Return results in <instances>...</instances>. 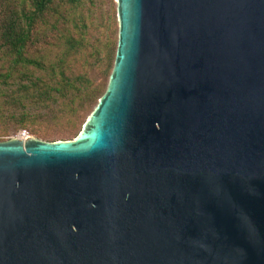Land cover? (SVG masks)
<instances>
[{
	"label": "water",
	"instance_id": "95a60500",
	"mask_svg": "<svg viewBox=\"0 0 264 264\" xmlns=\"http://www.w3.org/2000/svg\"><path fill=\"white\" fill-rule=\"evenodd\" d=\"M73 140L0 142V264H264V0H115Z\"/></svg>",
	"mask_w": 264,
	"mask_h": 264
},
{
	"label": "rangeland",
	"instance_id": "374dc122",
	"mask_svg": "<svg viewBox=\"0 0 264 264\" xmlns=\"http://www.w3.org/2000/svg\"><path fill=\"white\" fill-rule=\"evenodd\" d=\"M118 31L115 0H80L75 5L67 3L57 16L48 17L40 31L38 29L40 40L31 48L30 54L36 58L44 57L39 61L48 65L64 60V67L69 75L74 78L86 76L95 88L105 90L114 66ZM71 40H76L78 44L72 46ZM0 73L12 74L9 87L15 92L20 84H27L29 78L42 77L49 80L47 71L35 66L21 65L14 69L9 58L0 59ZM80 103V99L71 98L70 101L56 95L55 101L49 102V106L43 108L27 101L25 105H10L9 112H15V116L11 117L10 113L9 119L0 118V135L3 134L0 136V142L15 138L22 130L49 142L57 139L73 140L68 131L72 129L74 134L81 130L83 122L90 115L80 112L85 116L78 120L71 114ZM53 112H58L60 118L50 115L54 118L50 120L48 114ZM24 116L28 117V121L20 125L19 119ZM74 124L75 127L72 128Z\"/></svg>",
	"mask_w": 264,
	"mask_h": 264
},
{
	"label": "trees",
	"instance_id": "16d2710c",
	"mask_svg": "<svg viewBox=\"0 0 264 264\" xmlns=\"http://www.w3.org/2000/svg\"><path fill=\"white\" fill-rule=\"evenodd\" d=\"M80 0H0V59L9 58L11 65L17 69L21 65L35 66L40 70L47 71L49 80L42 77L29 78L27 84H20L18 90L11 91L9 79L11 73H0V118L9 119L15 116V112H9L10 105H25V101L34 106H49V102L55 101L58 95L62 99H80L79 107L71 114L78 120L83 119L82 113H91L97 105L99 98L105 93V90L95 88L90 79L86 76L69 75L64 67V60L57 63H42L39 59L30 54L32 47L39 43L40 35L38 29L43 23L47 22L48 17L57 16L60 9L67 4H77ZM72 46L77 45L76 40H71ZM73 48V47H72ZM77 48V47H74ZM75 52V51H74ZM107 88V87H106ZM7 113V114H6ZM59 119L60 114H48V118ZM87 115V114H86ZM28 117L19 119L20 125L25 124ZM84 123V122H83ZM75 127V124L72 128ZM78 132L73 134L72 129L68 131L69 136L75 138ZM0 136H3L0 135ZM58 140V139H57ZM53 140V141H57ZM67 140V139H62Z\"/></svg>",
	"mask_w": 264,
	"mask_h": 264
},
{
	"label": "built area",
	"instance_id": "2783aa9c",
	"mask_svg": "<svg viewBox=\"0 0 264 264\" xmlns=\"http://www.w3.org/2000/svg\"><path fill=\"white\" fill-rule=\"evenodd\" d=\"M29 136H31V135H30V133H29L27 130H22V131L18 134V136H16L15 138H18V139H20V140H25V139H27Z\"/></svg>",
	"mask_w": 264,
	"mask_h": 264
}]
</instances>
